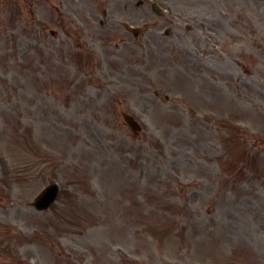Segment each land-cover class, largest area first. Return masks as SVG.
I'll list each match as a JSON object with an SVG mask.
<instances>
[{
	"label": "rangeland",
	"instance_id": "rangeland-1",
	"mask_svg": "<svg viewBox=\"0 0 264 264\" xmlns=\"http://www.w3.org/2000/svg\"><path fill=\"white\" fill-rule=\"evenodd\" d=\"M138 1L0 0V264H264V0Z\"/></svg>",
	"mask_w": 264,
	"mask_h": 264
},
{
	"label": "water",
	"instance_id": "water-1",
	"mask_svg": "<svg viewBox=\"0 0 264 264\" xmlns=\"http://www.w3.org/2000/svg\"><path fill=\"white\" fill-rule=\"evenodd\" d=\"M155 10H157L158 8L156 6H154ZM136 33V31H135ZM125 120L127 121V123L132 126L133 129L135 130H140V126L138 125V123H136V121L128 116H125ZM57 187L56 186H52L50 188H47L37 199L35 202L36 207L39 210L42 209H46L50 206V204L54 201V199L57 196Z\"/></svg>",
	"mask_w": 264,
	"mask_h": 264
}]
</instances>
